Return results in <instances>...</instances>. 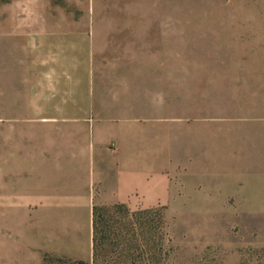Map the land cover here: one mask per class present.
Segmentation results:
<instances>
[{"label": "rangeland", "instance_id": "rangeland-1", "mask_svg": "<svg viewBox=\"0 0 264 264\" xmlns=\"http://www.w3.org/2000/svg\"><path fill=\"white\" fill-rule=\"evenodd\" d=\"M38 126L150 206L37 215L0 172V264H87L86 226L94 264H264V0H0V164Z\"/></svg>", "mask_w": 264, "mask_h": 264}, {"label": "crops", "instance_id": "crops-1", "mask_svg": "<svg viewBox=\"0 0 264 264\" xmlns=\"http://www.w3.org/2000/svg\"><path fill=\"white\" fill-rule=\"evenodd\" d=\"M41 88L39 85L34 94L37 100H41V92L48 91ZM30 116L54 119L57 113L51 109L33 110ZM8 130L17 134L11 138L17 147L8 149L7 158L1 160L0 172L6 176L2 181H6L9 196L21 198L19 203L24 207L31 205L34 214H55L58 208L65 213L92 214L98 204L127 205L129 199H144L138 209L150 206V200L146 203L145 199L151 198L152 181L144 176L145 167L101 158H73L71 141L58 143L55 126ZM89 150H93L92 144ZM91 238V229L86 226L76 258L87 264L96 262Z\"/></svg>", "mask_w": 264, "mask_h": 264}]
</instances>
